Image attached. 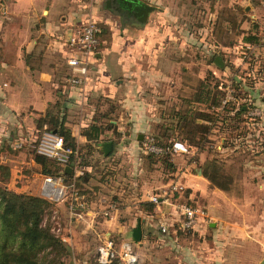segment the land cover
Instances as JSON below:
<instances>
[{
    "label": "crops",
    "instance_id": "obj_1",
    "mask_svg": "<svg viewBox=\"0 0 264 264\" xmlns=\"http://www.w3.org/2000/svg\"><path fill=\"white\" fill-rule=\"evenodd\" d=\"M115 1L0 0V138L5 135L7 124L11 128L12 123L18 120L30 125L31 134L26 137H36L40 133L36 117L57 100L67 102L68 123L82 145L88 142L81 132L82 126L92 121L113 123L105 128L99 141L92 142L93 152L88 154L89 162L83 165L88 175L79 188L84 190L82 194H85L89 209L79 217L70 213L69 200L65 205L69 219L64 227H70L65 233L74 255L71 264H93L90 254L93 243L88 240L90 233L94 236L117 235L118 246L131 243L138 256L135 264H264V241L256 236L263 230L262 224L247 227L231 224L224 213L217 216L219 212L214 208L216 201L222 199L225 206L229 196L203 173L202 168L193 173L189 169L190 164L178 165L171 182L182 183L184 191L176 194L174 202H154L152 210L142 205L143 201L150 200V193H158L155 189L162 192L171 183V179H165V170L159 161L150 162L142 157L143 139L148 130L163 120L161 108L156 105L163 104V99L174 91H178L176 96L183 98L182 90L186 82L182 77L192 71V64L187 58H174V41H188V36L170 32L172 21L167 7L155 10L154 4L143 0L153 9L149 11L148 23L134 28L128 23L130 16L120 12L114 5ZM114 8L116 13H113ZM251 8L252 20L257 21L259 27H264V6L259 4ZM90 16H94L100 25L102 22L112 25L116 19L117 29L112 31L110 39L103 37L104 32L100 33L95 57L83 73H86V81L78 85L68 80L73 72L68 58L76 54V50L66 43V39ZM132 18L139 20L135 14ZM160 27L164 28V32H159ZM261 40L250 42L243 38L242 42L250 48L249 51L264 57V30ZM225 47L233 57V68L237 70L240 65H245L243 54L237 53V42L232 40ZM225 52L220 53L222 57ZM253 66L258 77L251 88H260L264 85V64ZM220 68L224 71L232 67L224 60V66ZM234 78L240 86H245L246 81H241L238 76ZM251 93L242 96L239 101L247 105L253 102L262 107V115L253 123H248L245 115L239 123L255 128L260 121L264 123V96L257 99ZM97 94L98 99L93 101V95ZM74 111L80 116L74 120L78 123L73 124L71 112ZM217 128L220 133L224 132L219 124L214 123L213 129ZM107 141L114 143L112 149L105 153L103 143ZM190 146V153H193L194 147ZM260 146L253 152L260 156L257 166L263 168L264 141ZM196 149L202 153L203 148ZM101 153L110 163L114 159L122 160V176L126 180L114 201H108V196L94 184L95 164ZM29 159V163L40 167L32 154ZM39 173L43 175L41 171ZM259 183L264 186V178ZM181 199L205 211L195 228L188 231H180L177 227L180 214L176 202ZM109 202L116 204L111 219L98 212ZM80 218L82 222L78 221ZM160 218L168 220L169 231L160 230ZM138 222L142 226L140 240L133 237V229Z\"/></svg>",
    "mask_w": 264,
    "mask_h": 264
},
{
    "label": "rangeland",
    "instance_id": "obj_2",
    "mask_svg": "<svg viewBox=\"0 0 264 264\" xmlns=\"http://www.w3.org/2000/svg\"><path fill=\"white\" fill-rule=\"evenodd\" d=\"M147 1L156 6L155 10H164L165 7L168 8V11L171 13L169 15L171 19H169L172 21L170 32L178 36H188V41L185 40L181 42L180 39L177 42L174 41L173 49L176 50L173 53L174 58H178V60H180V58H187L189 64H192V71L184 74L182 77L183 82H186L182 90L183 98L176 96L178 91H174V94L170 93L169 97L163 99V104L156 105L161 108L163 120L160 121L158 125L152 127L150 131L148 130L147 133L154 135L159 134V136L166 141L174 138H181L194 147V149L192 148L193 153L187 154L186 156H173V160H171L173 165H169L168 162H166V164L163 162L164 158L161 157L159 163L161 164L160 166L163 167V170H165V179L169 180L174 177L175 170L173 171V166L176 169L178 165L190 164L189 169L194 173L198 168L203 169L211 162L215 163L221 168L222 175L219 176V181L228 186V188L223 189L227 196H229L225 206L221 202L222 199L216 201L214 208L219 212L216 215L220 216L219 214L224 213L231 224H241L247 227L262 224L263 230L256 234V236L264 241V186H261L259 183L261 179L264 178V167L261 168L257 166V158L260 156H257V153L253 152L256 149H260V145L264 141L263 121H260L255 128L252 126L249 128L246 125L242 126V124L236 126L237 124H232L234 122L232 121V125L230 124L231 126L227 127L228 124H225L227 129L223 130V133H220L218 128L217 130L213 129L214 124H212V121L199 120V122L203 124L199 126L198 123L193 121L191 116L186 126H184V119L181 118L182 114L189 111L187 110L189 101L186 99L189 100L196 97L201 89V75L205 81H210L211 84L220 81L221 87L218 88L222 89L224 94V87L227 85L228 81L232 82L236 87L234 77L238 76L241 78V81H246L245 86H247L236 87L240 94L252 92L251 96L257 99H261V97L264 96V85L260 88H251V86L254 85L255 78L258 77L257 72H254L253 65L259 67L260 64H264V57H260V53L257 55L255 51H249L250 48L248 49L246 45H244V42H242L243 36L246 33L259 31V34H262L264 27H259V23L252 20L253 17L251 14L253 9L251 7L259 4L264 6V0ZM114 5L117 6V2H115ZM116 10L117 9L114 8L113 13H116ZM121 12L125 13L126 11L124 10ZM129 18L130 20L128 23L131 27L139 28L148 23L149 13L147 19L144 21H139L132 17ZM158 22H161V20ZM256 23L258 24L257 28L256 26L254 27ZM101 27L103 29L101 34L104 32L103 37L110 39L112 31L117 29V21L115 19L112 25H106V23L102 22ZM131 29L132 28L129 30ZM159 32H164V28L160 27ZM201 37H203V40ZM232 40L238 43L239 47H237V49H239L237 53L240 55L243 54V59L246 61L245 65H240L241 67L239 66L237 70L232 66L233 57H231L227 51L228 47H225ZM223 50L226 51L223 57L226 61V65L232 67L224 71L215 62L216 55L222 53ZM243 50L245 52H242ZM201 67H204L202 72ZM251 69H253V71ZM174 85L175 83L172 84V86ZM93 96L92 100L96 101L98 99V94ZM193 104L199 108H193L196 113L209 112L208 114L214 115V113L210 111L211 108L208 110L209 103L203 101L194 102ZM73 113L71 112V115H73L72 123H78L74 122V120L80 116V113L75 111ZM8 124L6 126L5 135L0 138V162L6 163L11 167V177L8 181H5V183L9 187H15L18 190L42 194L44 174L42 175L39 173L41 171V169L39 170L40 167L37 168L29 163V156L30 154L34 156L33 148L36 145L34 140L27 141L26 139V135L28 136L31 134L29 133L30 129H28L30 125L28 122L22 120H18V122L14 121L12 123L13 127L11 128ZM217 124L222 126V128L224 127L222 119L217 121ZM252 130L254 132H251ZM11 135L13 138H10ZM22 140H24L23 145L19 147L18 145ZM197 147L203 148L202 153L197 151ZM149 156H152V154L149 155L143 148L142 157L144 160H148ZM108 160L109 159H105V157L103 158L102 153L99 154V159L96 160L95 164L94 182L96 183L94 184H97V189H100L99 191H101V193L108 196V201H114V199H116L115 197L119 196L117 192L126 179L122 176L123 167L120 165L122 160L120 159L117 161V159H114L111 163ZM1 176L0 171V177ZM99 181H101L102 184H99ZM159 190L160 189H155V191L158 192ZM67 200H69V194L63 200H52V211L46 216L52 221V227L56 225L54 214L58 215L57 218L62 226L66 225L69 219V215H66L65 212ZM61 211H63V213ZM81 220L82 218L78 221L82 222ZM66 231L68 230L64 229V232ZM113 237L116 241L119 239L117 235H113ZM88 240H91L93 243L90 251L91 261L93 264H98L96 261L97 249L95 246L101 241L100 235L94 236L90 233ZM189 240H191V238ZM67 242H69V240ZM73 256L71 250L70 254L66 257V264H71ZM120 264L123 263L120 262Z\"/></svg>",
    "mask_w": 264,
    "mask_h": 264
},
{
    "label": "trees",
    "instance_id": "obj_3",
    "mask_svg": "<svg viewBox=\"0 0 264 264\" xmlns=\"http://www.w3.org/2000/svg\"><path fill=\"white\" fill-rule=\"evenodd\" d=\"M119 11L121 12V10ZM125 11L126 15L130 17L135 14V10L129 6ZM255 26L257 28L258 24H254ZM243 38L250 42H260L261 34H259V31L246 33ZM234 81L236 82V87H240V82L236 78H234ZM220 83V81H217L211 84L210 81L202 79L201 89L198 95L192 99L209 103L208 110L211 108L210 111L214 115L208 114L209 112L196 113L193 108L198 107L193 104L192 99H189V107L187 109L189 111L181 115V118L184 119V126H186L189 117L192 116L193 121L198 123L199 126L203 125L199 122L201 119L212 121V124L222 119L224 127L221 129L226 130L227 127L234 123L239 126V122L244 119L245 115L247 118L248 110L255 105L253 102H248V105L245 103L237 105L230 102L223 109H215L213 107L219 106L224 97V92L218 88L221 87ZM237 95L241 99L242 96L246 97L248 94L246 92L240 94L237 90ZM68 107L67 102L62 100L51 103L45 112L40 113L36 117V126L39 128V132L49 130L62 135L67 145L78 148L79 163L84 165L89 162L88 154L93 152L92 142L99 141L105 128L113 125V123L110 121L106 123L92 121L82 126L81 132L86 136L88 142L81 145L68 123ZM232 121L234 122L232 123ZM225 124H228V126L226 127ZM154 136L158 142L165 145L172 144L175 140V138L169 141L163 140L159 134ZM82 148H85L84 151H82ZM33 152L34 159L40 165L43 174L63 175L67 182H72L75 179L78 186L82 184L88 175L84 171L83 174L75 176L74 170L67 171L66 164L58 159L37 152L35 147ZM148 153L155 156L148 157L150 162L159 161L163 157V162L173 165L171 160H173L174 155L170 152L162 154ZM75 159V154H72L69 164L73 166ZM172 168L173 170L175 169L174 166ZM0 171L2 175L0 177V264H66V257L71 252V246L52 229V221L46 217L53 208L51 198L44 194H34L18 190L15 187H9L5 181H8L11 177L10 165L0 162ZM203 173L217 186L228 188L227 185L219 181V176L222 175L221 168L215 163L211 162L204 167ZM80 192L82 193L84 190L80 189ZM142 205L152 210L155 203L149 200L143 201ZM177 227L178 230L185 231L180 227L179 222H177ZM112 264H120V262L116 259Z\"/></svg>",
    "mask_w": 264,
    "mask_h": 264
},
{
    "label": "built area",
    "instance_id": "obj_4",
    "mask_svg": "<svg viewBox=\"0 0 264 264\" xmlns=\"http://www.w3.org/2000/svg\"><path fill=\"white\" fill-rule=\"evenodd\" d=\"M102 32V27L94 16H90L85 23L77 30L70 33L66 39V43L71 45L76 54L68 58V62L73 66V72L69 75L68 80L74 84L83 85L86 81L85 74L91 60L95 57L96 48L99 44V36ZM225 94L219 106H213L215 109H223L228 103L240 104L239 96L237 95L234 84L230 81L225 85ZM262 115V107L254 105L247 112L248 123L256 122L257 117ZM37 138L26 137L27 141L34 140L36 151L44 155L54 157L64 164H69L72 154H75L76 159L73 162L72 170L75 176L84 173V166L79 163L78 148H74L65 143L64 137L58 133L43 130ZM23 141L19 143V147L23 145ZM142 147L147 152L162 154L170 152L171 154H186L191 152V146L181 138H175L172 144L165 145L157 141L154 134H147L143 139ZM185 186L179 181L171 182L167 187L162 189V192L150 193L149 199L156 204L174 202L177 193L183 192ZM42 194L50 197L52 200H63L69 194V210L72 214L82 216L86 212L88 204L85 199V194L80 192L79 186L74 179L72 182H67L63 175L44 174L42 185ZM179 210L180 218L178 222L180 227L185 230L194 229L198 224L201 215H204V210L197 206L188 203L186 200L176 202ZM116 204L109 202L98 210L105 218L111 219L114 215ZM56 218V225L52 229L59 234L64 240L68 241L67 233L64 232L65 227L58 220V215H53ZM159 228L162 232L169 231L170 223L167 219L160 218L158 220ZM68 228H70L68 226ZM67 228V229H68ZM66 230V229H65ZM101 241L97 247L96 261L98 264H112L116 259L123 264H135L138 259L134 252L131 243L125 242L118 246L115 238L110 234L100 235Z\"/></svg>",
    "mask_w": 264,
    "mask_h": 264
},
{
    "label": "water",
    "instance_id": "obj_5",
    "mask_svg": "<svg viewBox=\"0 0 264 264\" xmlns=\"http://www.w3.org/2000/svg\"><path fill=\"white\" fill-rule=\"evenodd\" d=\"M120 2L128 5L130 8H133L135 10V15H137L138 19L140 21H144L147 19L149 11L153 9V6L151 4H148L144 2L143 0H119ZM215 62L219 66H224V59L222 55L219 53L215 57ZM142 137V136H140ZM112 142L107 141L103 143V149L105 153H108L112 149ZM67 171H72V166L70 164L66 165ZM133 237L136 240H140L142 237V226L141 222H138L137 226L133 229Z\"/></svg>",
    "mask_w": 264,
    "mask_h": 264
},
{
    "label": "flooded vegetation",
    "instance_id": "obj_6",
    "mask_svg": "<svg viewBox=\"0 0 264 264\" xmlns=\"http://www.w3.org/2000/svg\"><path fill=\"white\" fill-rule=\"evenodd\" d=\"M115 2H117V9L124 11L125 9H128V5L120 2L119 0H116Z\"/></svg>",
    "mask_w": 264,
    "mask_h": 264
}]
</instances>
